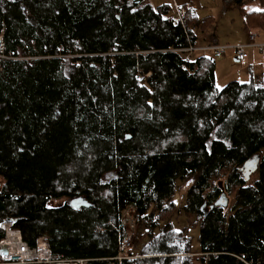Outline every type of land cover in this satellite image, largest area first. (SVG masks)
Wrapping results in <instances>:
<instances>
[{"label": "trees", "instance_id": "trees-1", "mask_svg": "<svg viewBox=\"0 0 264 264\" xmlns=\"http://www.w3.org/2000/svg\"><path fill=\"white\" fill-rule=\"evenodd\" d=\"M235 4L245 31H264L261 0ZM184 10L174 23L169 1L0 0V223L30 246L115 257L133 206L142 260L264 264V85L257 74L219 87L213 53L186 62L178 50L213 18ZM222 187L229 205L211 208Z\"/></svg>", "mask_w": 264, "mask_h": 264}, {"label": "rangeland", "instance_id": "rangeland-1", "mask_svg": "<svg viewBox=\"0 0 264 264\" xmlns=\"http://www.w3.org/2000/svg\"><path fill=\"white\" fill-rule=\"evenodd\" d=\"M170 0H153V2H158V3H162V2H167ZM216 15L219 14V11H217L215 13ZM235 15L237 14L234 13ZM184 15H185V10H184ZM239 16H241L240 14H238ZM236 16V22L233 24L232 27H226L224 24H220L218 27H211L205 30V32L203 33L202 30L197 27L196 31H197V35H198V40H197V45H193L196 49L193 50V55L194 57L197 56V54L201 53V49L204 47H209V46H224L226 47V51L221 54V55H217V58L219 60H222L226 54V57H228V62L224 65H222V63H220V67H219V71L218 74L216 75V83L219 87H224L227 83L231 82V81H241V82H246L251 80L250 79V61L254 60L255 62V67L252 68V72L253 73H258V75L261 78V82L264 85V53H263V49H264V45L261 46H252V48L248 49V53H251L252 50L256 48H258V51H252V54L250 55V58L246 61H235V48L239 45H246V44H251V43H256V44H264L263 42H256V38H255V42L250 41L249 43H242V44H235V45H231V44H224V43H236V42H242L241 40L243 39V37H249L250 35L253 33H261V31H255L252 33H247L243 26H240L239 23V27H238V22L240 20V17ZM214 34L220 39V42L223 43L224 45H219V44H205L206 42H208V40L210 41ZM256 34V36H257ZM258 40V39H257ZM199 44H205V45H198ZM257 50V49H255ZM3 55L0 54V57H2ZM221 56V57H219ZM256 79V77H255ZM257 162V161H256ZM256 164V163H255ZM253 167H254V162H251V166L248 169V175L250 176L253 173ZM252 169V170H251ZM195 182V176H188L187 178H185L184 180H179L177 182V192H176V196H175V201L178 205H183L184 204V200H185V195L187 190L189 189V187L194 184ZM65 201V199H58V200H53L50 202V205L52 206H57V205H61L63 204ZM135 220H136V228L134 230H131L129 233H127L128 231H126V234H130L132 236V240H133V247L134 248V253L135 254H139V251L141 250V248L145 245V243H148L149 238L147 237H143V232H144V228L143 225H138V219L136 216H134ZM177 219L174 220V227L177 230H182L183 227L187 226L188 222L187 219L184 215H180L178 217H176ZM7 221H9V219H7ZM194 226V223H191L190 227V235L192 236V240H191V246L194 252L197 251L199 249V244L197 241V235H198V229L197 228H192ZM157 232V231H156ZM189 232V230H188ZM187 234V233H185ZM129 249L125 250L124 253L127 254V251ZM131 251V250H130ZM133 253V254H134ZM196 255H198V253H196ZM195 257V256H194ZM150 264H153L152 262ZM192 264H199V262H197L196 259H194Z\"/></svg>", "mask_w": 264, "mask_h": 264}, {"label": "built area", "instance_id": "built-area-1", "mask_svg": "<svg viewBox=\"0 0 264 264\" xmlns=\"http://www.w3.org/2000/svg\"><path fill=\"white\" fill-rule=\"evenodd\" d=\"M184 16V9L177 8L173 15L168 17V20L176 23ZM256 34L250 35V41L255 42ZM264 44H246L239 45L235 48L236 57L239 61H245L248 58V49L252 46H261ZM0 46L3 47V41L0 37ZM194 46H189L178 51H185V61L188 62L194 57ZM226 51L224 46H209L201 49L202 54L213 53L221 55ZM264 53V49L262 50ZM187 68L186 64L182 67ZM135 209L129 206L125 209L122 215V225L126 228L127 233L136 228V220L134 218ZM0 227L4 230L5 236L0 239V264H95L98 261H106L105 264H122L123 260L134 256L125 254L124 251L133 246L132 236L124 234L119 238L118 254L111 258H65L60 257L52 252L48 242L44 238L38 239L35 246H30L23 238L20 229L13 226L12 221H3ZM246 264H253L251 261H244Z\"/></svg>", "mask_w": 264, "mask_h": 264}, {"label": "crops", "instance_id": "crops-1", "mask_svg": "<svg viewBox=\"0 0 264 264\" xmlns=\"http://www.w3.org/2000/svg\"><path fill=\"white\" fill-rule=\"evenodd\" d=\"M170 3L174 7V14L176 12V7L177 8L179 7V8H183V9H185V8L190 9L192 11V13L197 17L198 21H200V22H201V18H205V17H209V16L212 17L213 21L211 22V24L209 25L208 28L218 27L220 24H224L226 27H232L233 24L236 22V16H239L238 14L241 15V16H239L240 20L238 22V27H239V23H240V26L241 25L243 26V14L239 10V8L235 7L236 0H170ZM261 4L264 5V0H261ZM250 7L256 8L257 5L253 4ZM217 11H219L218 15L215 14ZM236 12H237V14L235 15L234 13H236ZM196 28H195V32L197 34ZM198 28H199V30L201 29L200 27H198ZM201 30L204 33L206 29L205 30L201 29ZM256 31H258V30H256ZM255 34H257V33L255 32ZM197 40H198V35H197ZM241 41L242 42L224 43V44L235 45V44L249 43L250 38L249 37H246V38L243 37V39ZM256 42H263L264 43V31L257 34ZM205 44L224 45L223 43L220 42V39L215 34H214L213 38L210 41L208 40V42H206ZM205 44H199L198 43V45H205ZM255 49H257V50H255ZM255 49L252 51L259 52L258 48L255 47ZM252 51H251V53H248V59L250 58ZM223 56H225V57L222 60H219L217 57L215 58L216 75L218 74V71H219V67H220L219 64L222 63V65H224L229 60L228 57H226V54ZM219 57H221V56H219ZM235 61H239L238 58L236 57V55H235ZM254 67H255V62H254V60H251L250 61V79L254 75L256 76L258 74L256 72L255 73L252 72V68H254ZM216 78H217V76H216ZM132 256H134V257L127 258V259H129V260L135 259L138 261V264H150L151 262L153 264H164V262H162L160 260H152L151 257H154V256H151V255L148 256L150 258V260H142L143 258L140 257L141 255L135 254V253Z\"/></svg>", "mask_w": 264, "mask_h": 264}, {"label": "water", "instance_id": "water-1", "mask_svg": "<svg viewBox=\"0 0 264 264\" xmlns=\"http://www.w3.org/2000/svg\"><path fill=\"white\" fill-rule=\"evenodd\" d=\"M135 1H138V0H135ZM81 200H82L81 205H87V203L84 199H81ZM229 202H230V198L228 197L226 191L222 187V192H221L220 196L214 201V203L210 207L211 208H215V207L227 208V206L229 205ZM72 203H73V201H72ZM73 205H74V203H73Z\"/></svg>", "mask_w": 264, "mask_h": 264}, {"label": "flooded vegetation", "instance_id": "flooded-vegetation-1", "mask_svg": "<svg viewBox=\"0 0 264 264\" xmlns=\"http://www.w3.org/2000/svg\"><path fill=\"white\" fill-rule=\"evenodd\" d=\"M73 203L76 207H80L81 206V203H82V200L79 198V199H75L73 200Z\"/></svg>", "mask_w": 264, "mask_h": 264}]
</instances>
